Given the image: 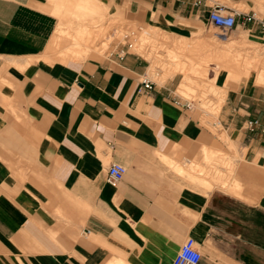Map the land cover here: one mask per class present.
<instances>
[{
    "label": "crops",
    "instance_id": "obj_1",
    "mask_svg": "<svg viewBox=\"0 0 264 264\" xmlns=\"http://www.w3.org/2000/svg\"><path fill=\"white\" fill-rule=\"evenodd\" d=\"M84 1L0 0V264H264V0Z\"/></svg>",
    "mask_w": 264,
    "mask_h": 264
},
{
    "label": "built area",
    "instance_id": "obj_2",
    "mask_svg": "<svg viewBox=\"0 0 264 264\" xmlns=\"http://www.w3.org/2000/svg\"><path fill=\"white\" fill-rule=\"evenodd\" d=\"M209 22L216 28L224 31L231 30L236 27V12L234 10L225 11L221 6H214L208 14ZM245 21H256L260 26L261 32L264 33V16H258L255 13L244 15ZM145 88L149 85L144 83ZM256 121H250L251 126ZM126 171V168L119 163H111L107 169L106 180L111 185L119 183ZM172 264H202L201 253L197 249L196 242L193 237H186L181 243L177 254L174 256Z\"/></svg>",
    "mask_w": 264,
    "mask_h": 264
},
{
    "label": "rangeland",
    "instance_id": "obj_3",
    "mask_svg": "<svg viewBox=\"0 0 264 264\" xmlns=\"http://www.w3.org/2000/svg\"><path fill=\"white\" fill-rule=\"evenodd\" d=\"M59 19V18H58ZM98 22H94L93 24L95 25V24H97ZM238 25V24H237ZM237 27V29H243V27H241V26H236ZM261 36H262V39L264 40V33L263 32H261ZM250 53H252V52H250ZM260 76H261V78L262 79H264V77L260 74ZM262 85H264V83L262 84ZM203 105H204V103H202ZM204 106H206V104L204 105Z\"/></svg>",
    "mask_w": 264,
    "mask_h": 264
},
{
    "label": "bare ground",
    "instance_id": "obj_4",
    "mask_svg": "<svg viewBox=\"0 0 264 264\" xmlns=\"http://www.w3.org/2000/svg\"><path fill=\"white\" fill-rule=\"evenodd\" d=\"M85 1H87V0H85ZM85 1H84V2H85ZM88 36H89V35H88ZM89 37L91 38V35H90ZM74 38H75V37H74ZM144 83H146V84L149 85V88H148V89H150V88L152 87L151 82H150L149 80H147L146 78L143 79V84H144ZM117 184H118V183H117ZM117 184H116V185H117ZM113 186H115V185H113Z\"/></svg>",
    "mask_w": 264,
    "mask_h": 264
}]
</instances>
